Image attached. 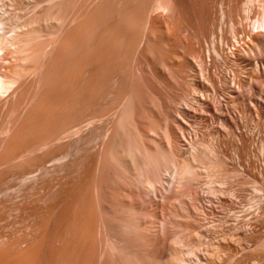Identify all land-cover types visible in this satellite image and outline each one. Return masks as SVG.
<instances>
[{"label": "rangeland", "instance_id": "374dc122", "mask_svg": "<svg viewBox=\"0 0 264 264\" xmlns=\"http://www.w3.org/2000/svg\"><path fill=\"white\" fill-rule=\"evenodd\" d=\"M0 17V264H264V0Z\"/></svg>", "mask_w": 264, "mask_h": 264}, {"label": "bare ground", "instance_id": "6f19581e", "mask_svg": "<svg viewBox=\"0 0 264 264\" xmlns=\"http://www.w3.org/2000/svg\"><path fill=\"white\" fill-rule=\"evenodd\" d=\"M4 18H5V17H2V18L0 17V25H3V26L5 25V23H6L5 21H6V20L4 21V20H3ZM6 19H7V18H6ZM6 25H7V24H6ZM262 27H263V26H262ZM0 28H1V27H0ZM3 28H4V27H2V29H3ZM4 30H5V29H4ZM0 31H1V30H0ZM3 32H5V31H3ZM9 32H10V31H9ZM7 33H8V31L6 32V34H7ZM1 35L3 36V34H1ZM1 35H0V36H1ZM67 48H68V47H67ZM69 49H70V48H69ZM73 49H74V48H73ZM67 50H68V49H67ZM72 51H73V50H72ZM69 52H70V50L67 51V54H68ZM73 53H74V52H73ZM75 53H76V52H75ZM69 54H70V53H69ZM3 79H4V78H0V91L5 90L6 87H7V86H6V82H5ZM9 85H10V84H8V87H7L8 89H9V87H10ZM4 92H5V91H4ZM0 93H1V92H0ZM2 93H3V92H2Z\"/></svg>", "mask_w": 264, "mask_h": 264}]
</instances>
